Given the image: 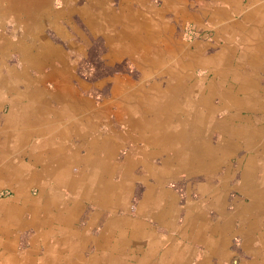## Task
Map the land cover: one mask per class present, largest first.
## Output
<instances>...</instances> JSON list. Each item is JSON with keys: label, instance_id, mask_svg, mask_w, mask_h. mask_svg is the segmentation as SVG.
<instances>
[{"label": "crops", "instance_id": "0c3cea01", "mask_svg": "<svg viewBox=\"0 0 264 264\" xmlns=\"http://www.w3.org/2000/svg\"><path fill=\"white\" fill-rule=\"evenodd\" d=\"M190 27L197 37L189 42ZM109 29L114 55L146 78L163 74L164 87L133 81V91L116 77V101L88 95L99 81L75 73L70 57L87 56L91 36L106 37ZM153 39H163V48L151 47ZM0 49V187L12 182L11 168L27 165L47 179L15 183L58 180L62 160L41 148L57 146L60 133L72 138L63 164L76 176L113 151L99 139L109 134L122 143L115 148L119 163L133 149L127 137L144 132L134 150L150 154L131 169L125 200L107 208L100 198L75 199L81 216L70 230L82 239L68 245L64 261L264 264V0H0ZM79 136L87 138L81 143ZM105 166L83 183L97 175L109 181ZM150 194L152 208L139 209Z\"/></svg>", "mask_w": 264, "mask_h": 264}, {"label": "bare ground", "instance_id": "6f19581e", "mask_svg": "<svg viewBox=\"0 0 264 264\" xmlns=\"http://www.w3.org/2000/svg\"><path fill=\"white\" fill-rule=\"evenodd\" d=\"M42 1L43 0H41V2ZM45 1H47V0H45ZM31 6H33V5H31ZM5 44L8 45L7 42ZM132 48H133V45H132ZM9 51H10V49H9ZM59 52H60V50H59ZM40 56H42V55H40ZM38 57H39V55H38ZM45 58H44V60H45ZM31 59H32V57H31ZM28 62H30V61H28ZM40 66H39V68H40ZM54 76L56 77L57 75L54 74ZM43 78H45V77L43 76ZM33 80H35V79H33ZM36 85H38V84H36ZM32 90H34V89H32ZM47 92H49V91H47ZM55 93H57V92H55ZM59 94H61V93H59ZM40 96H37V98L40 97ZM56 96H59V95H56ZM125 96H126V92L124 94V97ZM60 98H61V96H60ZM43 100H45V99H43ZM40 104H41V102H40ZM131 104H130L129 108L127 107V109L130 110V112L132 113L134 111V109H133L134 106H132ZM135 110H138V109H135ZM104 111H106V109ZM43 120H45V119H43ZM90 121L91 120H89V122ZM133 121H134V119H133ZM50 122H51V120H50ZM158 124H160V123H158ZM79 127H80V125H79ZM77 133L79 134L80 132L78 131ZM143 133L144 132L141 131L140 135L143 134ZM65 134L66 133H60L58 135V139H60V141L57 142V146L51 148V145H47L49 149H43V148H41L42 150H47L48 152H52L54 155H56V159L55 160H58V159L59 160H62V164L58 168L57 173L55 174V176L56 175L59 176V179L56 180L55 182H48V181H45V182H41V181L40 182H37V183H39L40 193H39L38 197H36V198H33L31 196H28V195L24 194V192H22V194L19 193L20 195H17L14 198V202H13V206L12 207H10V208H7V207L4 208L2 206L0 207V227H6V228H8L7 230H1L0 229V231H1L0 232V249H4V246H5V251H6L3 254L0 253V264H52V261H51V257H52L51 255H52V253H53V255L56 253V256L59 257V259H57V261H54V264H71L67 260L64 261L65 258L63 256L68 251V245L73 244L76 241L80 242V240L82 239V232H79L78 231L76 233H72L71 230H70V227L74 226L73 225L74 222L78 223V220H79V218L81 216L80 213L78 212L79 209H80V206H77V204L80 202V200L78 201V200H75V199H83V198H85V197L87 198L89 196H90V198H94V199L95 198H100L102 205H104L107 208L108 207L112 208V206H115V204H116L115 201H114L115 199L116 200L119 199L120 202H121V200L123 201V200H125V198L128 197V195H129V185L130 184H129V182L128 183H125V182H126V179H130L131 180V177L135 178L134 176L130 175V171L133 168V166L136 165V164L142 163L144 160H140V159H144L143 157H145V154L146 153L148 155L150 154L149 150L145 151L144 148L142 149V152H139V149L140 148L134 150V146H135V148H137L136 145L137 144L139 145L140 142L142 140H144L139 134H138L139 136H136V135H134V136H128L126 140H127L128 144L133 145V149H132V151H130L126 155L124 161H122L121 163H117L115 161V159H116L115 148H116V150H117V148L119 149V147L121 146L122 143H117L116 144L112 140V137L108 134L107 136L99 139V142L97 144L100 147L102 146V147H106V148H110V149L111 148H114L113 151L111 152V154H110V151L108 149V151H106V152H109V153H105V155L103 156V158H101V157H100L101 159L99 158L100 160H98V159L95 160V157H94V159L92 158L93 155L91 153L90 156H89V162L93 159L94 160L93 161V165L94 166L91 167L90 172L88 174H86V171H81V172L79 171L80 173H78V175L73 176L72 174H70V170L68 168L65 169L66 165L63 164L65 162H67L69 159H71V157L68 156V152L66 150H64V147L66 146L67 143H69L70 141H72V138H68V134L67 135H65ZM112 134H113V132H112ZM83 135H84V133H83ZM86 138L87 137H85V136H79V139H80L81 143H83V141ZM148 140H147V143L145 142L147 145H149V146L155 145L156 142H148ZM44 143H46V142H44ZM142 143L144 144V142H142ZM91 147H93V146H91ZM42 150L40 152H42ZM101 151H102V149H101ZM161 153H163V150H161V149L160 150H157V151H152V154H154L155 157H157V155H159V154L161 155ZM39 155H41V154H38L37 158L41 159L42 156L39 157ZM73 155H79V153H77V151H76V153L74 152ZM61 156H62V158H61ZM109 158H112L113 159L112 160V163H110L107 166H105V164L107 163V161H110ZM102 159H104L103 162H102ZM46 163H48V162H46ZM58 163H60V162H58ZM37 165H38V163H37ZM103 165L105 166V171H103V172H105V175L104 176L108 175V177H110V180L102 183L101 180H100V177H98V175L101 174L102 168L104 167ZM143 166H144L145 170H148L149 171L151 169V171H153V169H152L153 166H151V165H149L147 163H144ZM95 168H96L97 173H98V175L96 176V181H95L94 178L93 179L91 178L92 180L90 179L87 183H83L84 181H86L88 178H90L92 176ZM92 169H93V171H92ZM157 169H159V172H158L159 174H163V172H164L163 171V167H161V169H160V167L157 168ZM178 169H179V167H178ZM19 170L17 171V168L16 169L15 168H11V171H13V172H11L10 174H7V177L9 179V181L14 182L13 180H16V179H19V178H23L22 180H25L26 178H28L31 181H34L35 179H40L44 175V174L39 175V173L37 171H35L33 169V167H31L30 165H27L24 169H22V170L19 169ZM23 170H25L26 172L19 173V172H21ZM42 171L45 172V170H42ZM117 175L120 176V178H119V181L116 182L113 179H115V176L118 177ZM63 176H65L66 179L61 178ZM45 179H47V176H45ZM35 181H37V180H35ZM26 185H28V182L27 183H24L22 185V190H23V187H25ZM61 189H66L67 191L71 192L72 198H70V199H67V198L66 199H62L61 194L59 193V191ZM151 192L153 193V190L152 189H151ZM146 194H148V193H146ZM69 195H70V193H69ZM153 201H155V200H154V197H152L151 194L145 196V199H144V202L142 204V207H140L139 209H143V210H145V209L146 210L151 209L152 208L151 206L154 203ZM25 215H28V217L26 218ZM129 222H131V221H129ZM108 224L110 225V224H112V222L109 221ZM24 225L31 226L35 230V232H36L33 235L32 239H31V248L29 250H27L26 252H24V253H16L15 251L13 252L14 247L11 244V242L13 240L12 238L14 237L13 234L16 231H18V230H23ZM76 235H77V238H75ZM4 240H6V241H4ZM42 244H44V246H45V250L43 252H41V250H40V247H41ZM73 246H74V244H73ZM82 246L81 247L79 246V247L82 248ZM9 248H10V250H9ZM69 250H70V248H69Z\"/></svg>", "mask_w": 264, "mask_h": 264}, {"label": "rangeland", "instance_id": "374dc122", "mask_svg": "<svg viewBox=\"0 0 264 264\" xmlns=\"http://www.w3.org/2000/svg\"><path fill=\"white\" fill-rule=\"evenodd\" d=\"M156 5H160L159 1L155 3ZM161 28H163L161 26ZM191 28V27H190ZM192 29V28H191ZM106 37H92L91 39L88 40L87 43V51L88 54L87 56H71L70 58V65L71 67L73 66L74 72L76 73V69L78 71V74L83 76L84 78L88 79V81L92 82H98L97 87H92L88 89V95H93L97 99H102L103 96H109V99H115L117 100L114 96V91L116 92L115 88V82H116V77L118 78H123V80H126L127 83L123 85L122 87H126L127 89L131 90H137L138 87H135L134 85L139 84L140 85H146L149 84L150 82L156 80L158 82L162 83L163 85V74L162 75H154L153 77H148L144 76L142 72L134 65L133 62H130L128 58H120V56L114 55V51L112 48L115 45V42L113 41L112 37H114V32L112 29H109L108 31H104ZM197 36H191L189 34L185 35V40L187 41H194ZM151 47H156V48H163V39H153L151 42ZM84 48V47H83ZM85 49V48H84ZM121 59L119 61H116L117 59ZM114 61H116L114 63ZM119 73L118 76H116ZM123 73L125 76H122ZM116 74V75H115ZM129 75V80H127ZM126 77V78H125ZM145 80H147L145 82ZM133 81H136L137 84H134ZM118 86V84H116ZM149 88V86H146ZM117 97V96H116ZM119 99V97H117ZM122 99V98H121ZM138 104V102H137ZM117 110V109H115ZM145 111V110H143ZM129 148L123 149L121 152L122 157L125 156L128 153ZM124 161V160H123ZM121 163V161L119 162ZM145 170V168H144ZM26 172L25 170H23ZM23 172V173H24ZM30 183V184H29ZM32 182H28V185L23 187L22 190V185L24 183H15V182H10L9 184H3L0 187V207H7L10 208L13 206L14 198L17 195L24 194L31 196L33 198L38 197L40 193V188L39 184H35ZM34 186V187H33ZM31 188V189H30ZM22 190V191H21ZM20 193V194H19ZM60 193V192H59ZM63 195V193H61ZM64 196V195H63ZM62 197V196H61ZM62 199H65V197H62ZM9 206H8V205ZM6 205V206H5ZM26 218L28 215H25ZM80 219V218H79ZM79 222V220H78ZM3 228V227H2ZM0 228V229H2ZM8 229V228H7ZM1 232V231H0ZM35 230L33 228L28 227L27 225H24L23 230H18L16 231L13 235L14 237L12 238V246L14 247L13 252L15 251L16 253H24L27 250L31 248V239L33 235L35 234ZM6 241V240H4ZM52 242V241H51ZM8 245V244H7ZM8 250V249H7ZM10 250V248H9ZM8 250V251H9ZM41 252L45 250L44 244L41 245L40 247ZM5 246L4 249H0V253L3 254L5 253ZM57 257V256H56ZM59 259V257L56 258Z\"/></svg>", "mask_w": 264, "mask_h": 264}, {"label": "built area", "instance_id": "2783aa9c", "mask_svg": "<svg viewBox=\"0 0 264 264\" xmlns=\"http://www.w3.org/2000/svg\"><path fill=\"white\" fill-rule=\"evenodd\" d=\"M187 34L191 35V36H196V33L194 32L193 29H188L187 30Z\"/></svg>", "mask_w": 264, "mask_h": 264}]
</instances>
